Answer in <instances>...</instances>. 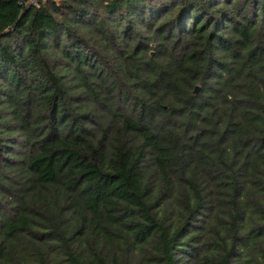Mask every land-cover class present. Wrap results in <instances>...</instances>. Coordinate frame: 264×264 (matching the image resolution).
I'll use <instances>...</instances> for the list:
<instances>
[{
    "label": "trees",
    "instance_id": "trees-1",
    "mask_svg": "<svg viewBox=\"0 0 264 264\" xmlns=\"http://www.w3.org/2000/svg\"><path fill=\"white\" fill-rule=\"evenodd\" d=\"M0 264H264V0H0Z\"/></svg>",
    "mask_w": 264,
    "mask_h": 264
},
{
    "label": "built area",
    "instance_id": "built-area-1",
    "mask_svg": "<svg viewBox=\"0 0 264 264\" xmlns=\"http://www.w3.org/2000/svg\"><path fill=\"white\" fill-rule=\"evenodd\" d=\"M30 2H33L34 0H29Z\"/></svg>",
    "mask_w": 264,
    "mask_h": 264
},
{
    "label": "water",
    "instance_id": "water-1",
    "mask_svg": "<svg viewBox=\"0 0 264 264\" xmlns=\"http://www.w3.org/2000/svg\"><path fill=\"white\" fill-rule=\"evenodd\" d=\"M198 89V88H197ZM197 91V90H196Z\"/></svg>",
    "mask_w": 264,
    "mask_h": 264
}]
</instances>
